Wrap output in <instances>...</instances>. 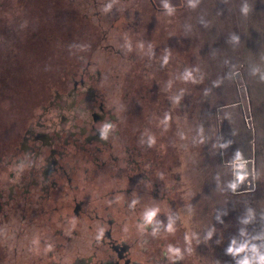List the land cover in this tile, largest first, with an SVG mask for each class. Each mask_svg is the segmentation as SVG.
<instances>
[{
  "label": "rangeland",
  "instance_id": "obj_1",
  "mask_svg": "<svg viewBox=\"0 0 264 264\" xmlns=\"http://www.w3.org/2000/svg\"><path fill=\"white\" fill-rule=\"evenodd\" d=\"M76 82L155 161L184 263L264 264V0H0V158L68 126L73 96L43 107ZM39 194L0 214V264L24 215L63 205Z\"/></svg>",
  "mask_w": 264,
  "mask_h": 264
},
{
  "label": "flooded vegetation",
  "instance_id": "obj_2",
  "mask_svg": "<svg viewBox=\"0 0 264 264\" xmlns=\"http://www.w3.org/2000/svg\"><path fill=\"white\" fill-rule=\"evenodd\" d=\"M67 92L57 91L43 110L73 96L70 117L63 116L68 126L52 135L51 125L36 120L25 127L16 154L12 148L0 158V214H12L8 204L35 189L40 198L54 192L63 202L51 209L55 218L22 217L5 263L186 264L185 234L157 190L155 161L124 145L118 119L97 95L83 94L81 82Z\"/></svg>",
  "mask_w": 264,
  "mask_h": 264
},
{
  "label": "clouds",
  "instance_id": "obj_3",
  "mask_svg": "<svg viewBox=\"0 0 264 264\" xmlns=\"http://www.w3.org/2000/svg\"><path fill=\"white\" fill-rule=\"evenodd\" d=\"M241 179H243V177H241ZM240 251H243V249H240ZM261 259L264 260V257H262ZM244 264H247V261H245Z\"/></svg>",
  "mask_w": 264,
  "mask_h": 264
}]
</instances>
